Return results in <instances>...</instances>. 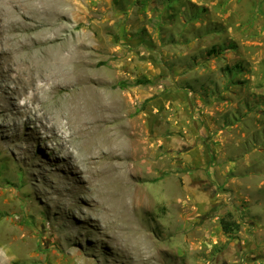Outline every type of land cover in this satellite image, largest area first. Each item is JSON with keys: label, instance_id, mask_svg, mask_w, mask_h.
I'll return each mask as SVG.
<instances>
[{"label": "rangeland", "instance_id": "obj_1", "mask_svg": "<svg viewBox=\"0 0 264 264\" xmlns=\"http://www.w3.org/2000/svg\"><path fill=\"white\" fill-rule=\"evenodd\" d=\"M7 1L0 0V90L15 86L18 96L24 76H8L7 64L17 58L5 38L1 7ZM38 3L49 8L42 13L47 18L59 17L54 9L60 7L65 24L51 25L47 35L57 30L66 37L63 48L81 43L113 111L105 129L86 127L94 140L88 144L71 131L62 87L31 101L29 115L23 96L0 101V264H216L235 233L218 246L203 239L208 236L200 227L197 199L186 191L184 146L175 142L185 134L169 141L175 136L172 120L154 104L168 91L187 89L186 67L178 59L204 57L217 46L218 55L207 58L216 56L209 63L233 87L217 85L212 93L242 99L238 116L250 111L221 136L238 141L258 127L264 138V0ZM22 5L26 9L24 0ZM27 11L22 38L31 42L36 29L25 23L34 11ZM195 16L200 18L190 19ZM28 47L22 56L38 50ZM199 74L192 70L190 79ZM259 193L264 202V191ZM214 232L210 227L208 233Z\"/></svg>", "mask_w": 264, "mask_h": 264}, {"label": "crops", "instance_id": "obj_2", "mask_svg": "<svg viewBox=\"0 0 264 264\" xmlns=\"http://www.w3.org/2000/svg\"><path fill=\"white\" fill-rule=\"evenodd\" d=\"M181 2L186 3V0ZM212 33L215 36L219 34L217 29ZM214 52L218 55L217 46L206 51L207 56ZM207 56H188L181 62L178 59L179 67H186L185 85L187 89L189 85L193 86V95L186 88L176 94L168 91L156 99L154 106L172 120L170 129L175 136L169 141H175L176 135L185 134L175 142H180V147L184 146L180 148V159L185 160L186 191L195 194L197 199L200 227L208 236L203 239L208 238L209 246H218L230 239L233 233H224L220 224L226 212H230L232 219L240 225L226 250L217 255L215 263L264 264V202L259 193L264 191V138L260 136L258 127L251 137L242 132V140L238 141L221 136L225 135L226 129H234L235 119L241 121L250 111L240 114V118L236 113L242 99L238 102L223 98L226 91L220 95L212 93V87L225 84L229 90L233 82H226L228 77L219 71L220 67L209 63L212 59L216 62V56ZM186 60L192 64L186 66ZM207 69H216V75ZM192 70L198 71L199 76L190 79ZM209 100L212 101L210 105ZM222 118L230 122L225 125V120H222L220 125ZM214 133L216 137L212 136ZM210 227L216 230L215 234L208 233Z\"/></svg>", "mask_w": 264, "mask_h": 264}, {"label": "bare ground", "instance_id": "obj_3", "mask_svg": "<svg viewBox=\"0 0 264 264\" xmlns=\"http://www.w3.org/2000/svg\"><path fill=\"white\" fill-rule=\"evenodd\" d=\"M24 1L26 3V9L34 11L33 15L30 14V16L28 14V20L32 23H25L27 27L36 29V32L33 31L35 32L33 36L29 35L31 42L22 38V36L27 34L26 32V34L23 32L24 35H22V13L24 16L30 12L22 7V0H8V4L3 2L7 7L1 4L3 7H1V9H3L2 20L6 22L8 27V32L7 30L5 31V33L7 32L5 38L7 41H10L12 46H14V56L17 58L12 64H7L8 76L12 78V72L20 73V75L24 76V80L19 84L18 96L13 93L16 89L15 86L10 89L8 88L4 93L0 90V101L4 102L6 99H11L13 102H18V99L23 96L22 99L24 102H22L23 104L21 105L28 108L27 115H29L32 109L28 104L31 101L38 99L39 97H49V95H52L54 87H62L65 95L62 98L65 97V107L67 108L70 122H73L70 126L71 131L80 134L83 140L90 144V142H94V140L90 136V132L86 130V127L91 124V127L96 125L99 129H105L107 127L105 122L109 120L113 111V104L108 101L107 97L104 95V89L102 87L104 81L102 82V80H99L90 70V59L86 61L85 49L83 50L82 47H80L81 43H77L74 47H71L70 44L69 46H66V48H63V44L67 41L66 37H61L59 34V36H57V30L56 32H52L53 36L47 35V29H49L48 27L51 28V25L54 26L59 24V26H62V24H65L63 20H66V16H62L64 13L61 14L62 11L59 9L60 7H55L58 2L53 4L55 0ZM37 1L45 2L43 3L44 6L45 4H49L50 7L54 5L53 7H55V9H51L58 12L59 14H57L59 17L53 12L52 13L55 16L51 18L50 16H48L49 18H47V16L43 17L42 13H44V11L46 12L49 8L46 10V5L44 10V7L39 6L40 3ZM41 26L46 29L39 31V29L42 28ZM79 39L80 38H78L77 41L75 39V41L79 42ZM73 43L74 42H72V44ZM30 45H34L38 50L35 49L36 52L33 55H25L24 53L22 56L23 52H25L24 50L22 51V48H29L28 46ZM22 62L25 65L24 67H20Z\"/></svg>", "mask_w": 264, "mask_h": 264}, {"label": "trees", "instance_id": "obj_4", "mask_svg": "<svg viewBox=\"0 0 264 264\" xmlns=\"http://www.w3.org/2000/svg\"><path fill=\"white\" fill-rule=\"evenodd\" d=\"M221 228L224 233H234L239 230L240 225L237 221L232 219V214L226 212L223 217L220 219Z\"/></svg>", "mask_w": 264, "mask_h": 264}]
</instances>
